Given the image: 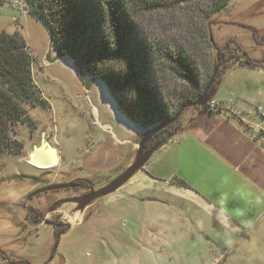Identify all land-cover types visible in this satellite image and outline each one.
<instances>
[{"label":"rangeland","instance_id":"rangeland-1","mask_svg":"<svg viewBox=\"0 0 264 264\" xmlns=\"http://www.w3.org/2000/svg\"><path fill=\"white\" fill-rule=\"evenodd\" d=\"M15 1L22 5L20 9L15 10L7 0H0V32L11 34L17 31L26 41L33 57V81L40 89L42 98L48 101L49 107H26L35 125L32 129L26 123H19L15 128V138L24 145L22 152H4L0 157V264H14L20 260L24 262L23 259L27 264H43L50 258L52 260L49 264H59L60 253L73 256L79 260L77 264H105L102 249L96 244L85 246L83 242L76 241L78 236L105 235L109 229L105 228L102 220L70 226L57 238L53 233L54 224L62 225L61 217L71 215L76 200L80 203L85 189H62L31 195L45 186L73 183L77 179L79 182L81 179H90L88 181L93 188L106 185L118 175L107 177L103 172L90 168L89 171L87 168L82 171L79 169L81 162H92L119 153L116 164L112 165L118 168V158L124 148L116 138H132L134 126L119 114L101 82L94 80L89 87L79 78L70 60L54 59L45 27L27 14L24 0ZM188 8L195 27L194 44L200 56L202 86L208 81L203 80V77H210L217 67L211 86L212 97L228 108L232 106L239 114L245 112L247 117L252 116L246 113L253 116L263 113L264 68H248L242 65V61L235 59L225 69H218L221 62L218 52L224 51L225 44L229 46L226 51L238 45L246 50L252 60L264 62V0H231L224 10L213 14L206 21L202 20L201 12L196 8ZM171 15L173 11L149 13L142 16L141 23L154 34H160L162 27H165L168 35L172 36L175 33L174 27H161L159 24L163 19L168 22ZM209 37L212 44L206 42ZM230 55L228 53L224 57ZM104 124L108 126L103 128ZM42 127L46 129L50 143L60 150L58 163L47 169L34 167L28 162L30 146L39 140ZM79 185L87 184L80 182ZM61 199L70 201L53 206L55 201ZM103 199L101 197L97 200L98 206ZM187 205L192 210L191 204ZM23 206L41 211L39 224L26 218ZM117 233L126 239L133 235L131 226ZM157 246L162 250L168 246L167 251L158 249L153 258L138 251L132 242L126 241L121 254L127 264H197V259L201 260L203 255L214 259L211 252L213 245L201 237L193 236L188 229L181 236V242H157ZM179 246L183 247V257L176 256L175 249ZM87 253L91 256L86 257ZM197 255L199 258H196ZM231 256H224L216 264H264V257L257 252L248 254L246 258L243 255L237 258Z\"/></svg>","mask_w":264,"mask_h":264},{"label":"crops","instance_id":"crops-1","mask_svg":"<svg viewBox=\"0 0 264 264\" xmlns=\"http://www.w3.org/2000/svg\"><path fill=\"white\" fill-rule=\"evenodd\" d=\"M212 100L220 105L218 111L195 107L184 110L176 133L124 184L103 196L99 206L98 199L83 208L74 201L71 215L61 217L68 229L96 220H102L109 229L105 235L78 236L76 241L85 246L96 244L102 249L105 264H127L121 254L126 241L155 258L159 249L157 242H181V236L188 229L193 236L205 239L214 248L211 250L214 259L203 255L201 260L197 259V264H216L228 254L246 258L257 252L264 257L262 113H258L259 116L246 113L252 116L247 117L245 112L239 114L232 106L228 108L213 97ZM106 126L102 125L103 128ZM142 134L143 130L134 126L132 138H116L124 148L118 158V168L112 165L116 164L119 153L92 162L83 161L79 169L90 168L107 177L119 175L134 161ZM57 150L59 160L60 150ZM176 180L183 181L186 186ZM186 202L191 204L192 210ZM128 226L133 235L126 239L117 231ZM167 247L159 250L167 251ZM182 250L183 247H177L176 256L183 257ZM58 258L59 264L79 262L62 253ZM51 260L44 263L49 264ZM23 261L15 264H27L25 259Z\"/></svg>","mask_w":264,"mask_h":264},{"label":"trees","instance_id":"trees-1","mask_svg":"<svg viewBox=\"0 0 264 264\" xmlns=\"http://www.w3.org/2000/svg\"><path fill=\"white\" fill-rule=\"evenodd\" d=\"M230 1L24 0L27 14L47 30L54 59L70 60L86 85L101 82L117 110L144 133L186 110L202 92L200 56L188 7L200 11L206 21ZM165 11H173V15L159 24L174 27L172 36L165 27L154 34L141 23L143 15ZM206 42L212 44L211 37ZM228 48L225 44L224 51L218 52V69H225L235 59L248 68H264V62L252 60L240 46L226 51ZM228 53L231 55L225 58ZM32 61L19 32H0V157L4 152H22L24 145L15 138V128L19 123L32 129L35 125L26 107H49L33 81ZM195 108L206 110L205 106ZM178 120L156 133L147 146L159 143L160 147L167 142L178 130ZM176 182L186 186L181 180ZM23 209L26 218L40 222L39 209ZM59 226H53L56 238L68 230L67 224Z\"/></svg>","mask_w":264,"mask_h":264},{"label":"water","instance_id":"water-1","mask_svg":"<svg viewBox=\"0 0 264 264\" xmlns=\"http://www.w3.org/2000/svg\"><path fill=\"white\" fill-rule=\"evenodd\" d=\"M216 72H217V67L213 69L211 76L209 77L207 83L202 89V92L200 93V95L197 97L196 100H194L188 105L189 107H204L207 104V102L211 99L213 95V90H211V86L216 77ZM181 113L182 111H178L167 121H164L163 123H160L155 127L147 130V132L141 136L138 142L134 161L117 177H115L113 180L108 182L103 187L81 196L80 198L81 207L83 208L86 205H88L91 201L112 193L122 184H124L137 170H139L150 158L152 153L159 147V143H154L153 145L148 147L147 144L150 141V139L162 129L176 122L179 119ZM30 147L31 149L29 153L28 162L34 167L47 169L54 166L57 163L58 150L50 143L46 133V129L44 127H42L40 131L39 140L36 143H32ZM72 186H73L72 182L51 184L43 188L37 189L32 193L31 196H35L48 191L67 189V188H71ZM69 201L70 199L57 200L54 202L53 206H55L56 204L69 202Z\"/></svg>","mask_w":264,"mask_h":264},{"label":"built area","instance_id":"built-area-1","mask_svg":"<svg viewBox=\"0 0 264 264\" xmlns=\"http://www.w3.org/2000/svg\"><path fill=\"white\" fill-rule=\"evenodd\" d=\"M7 2H8V4H11L12 8L15 10L20 9L22 7V5L18 1L7 0ZM205 107H206L207 111L214 112L220 108V105L218 103L214 102L213 100H211V101L209 100L207 102V104L205 105ZM262 119L264 121V112L262 113Z\"/></svg>","mask_w":264,"mask_h":264},{"label":"flooded vegetation","instance_id":"flooded-vegetation-1","mask_svg":"<svg viewBox=\"0 0 264 264\" xmlns=\"http://www.w3.org/2000/svg\"><path fill=\"white\" fill-rule=\"evenodd\" d=\"M77 179V178H76ZM79 181H78V179L76 180V181H73V186L71 187V188H67V189H85V194H88V193H90V192H93V191H95L94 189H99V188H101V187H98V188H93V187H91V185H90V183L88 184V185H86V186H81V185H79ZM103 187V186H102ZM84 194V195H85ZM82 196V195H81ZM99 199V198H98ZM96 200V199H95ZM95 200H93V201H95ZM93 201H91L88 205H90ZM87 206V205H86Z\"/></svg>","mask_w":264,"mask_h":264}]
</instances>
